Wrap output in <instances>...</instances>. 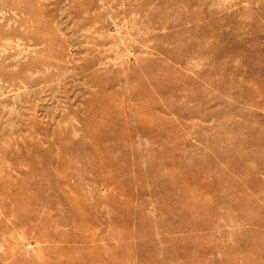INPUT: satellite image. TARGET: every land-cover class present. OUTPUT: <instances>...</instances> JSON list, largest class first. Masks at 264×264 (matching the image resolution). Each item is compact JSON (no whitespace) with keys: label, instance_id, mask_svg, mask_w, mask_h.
Returning <instances> with one entry per match:
<instances>
[{"label":"rangeland","instance_id":"1","mask_svg":"<svg viewBox=\"0 0 264 264\" xmlns=\"http://www.w3.org/2000/svg\"><path fill=\"white\" fill-rule=\"evenodd\" d=\"M0 264H264V0H0Z\"/></svg>","mask_w":264,"mask_h":264},{"label":"bare ground","instance_id":"2","mask_svg":"<svg viewBox=\"0 0 264 264\" xmlns=\"http://www.w3.org/2000/svg\"><path fill=\"white\" fill-rule=\"evenodd\" d=\"M137 3V2H136ZM155 11V10H154ZM173 18V17H172ZM131 38V37H130ZM203 44V43H202ZM174 46H175V44H174ZM178 47H181V45L179 46V45H177ZM177 51H178V48H177ZM170 55H172V53H170ZM186 68V67H185ZM184 71V70H183ZM187 71V70H186ZM227 78V77H226ZM150 80H152V81H157V77H149L148 79H146L143 83H142V86H141V88L140 89H136V91L135 92H133L134 94H136V95H138V96H141V95H143V96H146V93H148V89H147V84L148 83H150ZM188 84V83H187ZM207 86V85H206ZM18 89V88H17ZM201 94V93H200ZM118 95V93L117 92H112V93H110V94H108V95H106V94H104V95H101L97 100H96V102H98V104H97V107L95 108V115H98V116H101L103 119H104V117L105 116H110V114H111V117L112 116H116L118 113H117V109H116V107H115V105H114V100L116 99L115 97ZM126 106L128 107V109H131L132 107L131 106H129L128 104H126ZM134 111L137 113V116L140 118V120L143 122V123H146L147 121H149L150 123H149V126L148 127H142V129L143 130H151V131H153V132H159L160 130H161V128H162V126L160 125V122H159V115L158 114H156L155 112H153V106L152 105H149V104H147V103H145V102H139L138 103V106H137V108L136 107H134ZM131 112V111H130ZM148 112H150L149 114H148ZM117 113V114H116ZM161 114H162V112H161ZM163 114H164V112H163ZM215 120V119H214ZM242 120V119H241ZM106 122V121H105ZM113 122H115V123H112V125H111V127H109L108 125V127H106V129H104V131H106L105 133H106V136H105V138H115L116 136H117V134L116 133H114V131H113V129L115 128V127H118L119 126V124L121 125V123H118V122H116V121H114L113 120ZM208 123V122H207ZM89 128L91 129V130H98V129H100V130H102L103 128L102 127H99V125L97 124V123H92V122H89ZM241 130V129H240ZM225 133V132H224ZM220 134V133H219ZM217 136V135H216ZM97 140H99V139H97ZM102 139H100V141H101ZM248 144V143H247ZM116 146V145H115ZM221 149H223V148H221ZM112 150V149H111ZM98 154H100V152H98ZM106 165H108V164H106ZM172 166H174V165H172ZM40 191L42 190L43 191V187H41V189H39ZM18 192H19V194L20 195H22L23 197H24V199H25V202L28 204V200L26 199V197L24 196V194H25V192H26V190H25V186H19L18 187ZM36 196L37 195H34V196H32L31 198H30V201L32 202V204H31V209H32V205H33V203H34V201H35V198H36ZM76 202V199H69V201H68V203H70V205L72 206V204H74ZM34 214V213H33ZM35 215V214H34ZM78 215V214H77ZM83 215V216H82ZM79 216L80 217H83L84 218V214L83 213H80L79 214ZM35 218H37V217H42V218H46V219H44V221L47 223V222H49V220H48V218L47 217H45V216H42V215H40V212H39V214H36L35 216H34ZM64 220V218H62L61 219V221H63ZM87 219L86 218H84V220H79L78 221V223L81 225V226H85V225H87ZM48 261V260H47Z\"/></svg>","mask_w":264,"mask_h":264}]
</instances>
